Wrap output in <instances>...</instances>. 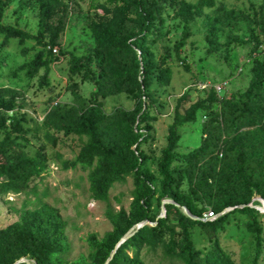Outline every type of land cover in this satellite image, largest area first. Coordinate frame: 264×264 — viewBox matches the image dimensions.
Returning <instances> with one entry per match:
<instances>
[{
	"label": "rangeland",
	"instance_id": "obj_1",
	"mask_svg": "<svg viewBox=\"0 0 264 264\" xmlns=\"http://www.w3.org/2000/svg\"><path fill=\"white\" fill-rule=\"evenodd\" d=\"M5 1L1 23L37 34L39 0ZM61 1L68 5V9L64 28L55 46L56 52H49V46H43L35 39L20 40L0 32V89L10 88L18 93L12 110L0 108L6 117V123L0 127V145L4 150L1 152L11 157L18 152L28 157L41 153L44 157V170L25 185L16 184V190L6 185L7 179L0 178V229L26 219L33 221L37 213L47 215L51 211L57 212L64 245L60 257L66 264H89L93 252L91 238L102 241L114 230L108 213L116 215L124 211L127 216L132 213L136 185L134 177L128 175L124 180L113 183L106 198H94L90 177L97 162L90 166L76 163L87 137L65 131L79 122L77 115L91 105V93L95 87L81 74L71 72L70 59L72 54L81 57L91 55L87 48L96 45L93 28L110 20L115 9L123 12L129 31L138 28L132 23L133 11L125 0ZM185 1L195 3L197 0ZM215 4V8L204 9L188 22L190 36L181 56L189 65L188 72L177 60L174 50L184 26L179 5L167 1L154 30L149 34L140 31L136 37L138 43L144 42L156 69L168 66L172 70L169 85L162 86L154 80L148 89L149 97L144 101L147 111L154 118L143 124L149 125L148 130L143 128L139 131V148L147 154L145 167L153 176L145 196L150 202L145 214L150 217L167 216L162 203L164 200L174 202L161 190L162 176L158 163L162 149L168 143L169 126L177 105L181 114L196 102L202 105L195 122L178 127L181 139L175 151L186 153L201 143L203 124L210 119V109L204 107L214 101L212 109H216L219 107L218 100L246 90L255 58H264V0H215ZM222 6L226 8L228 17H223L216 26L218 49L214 50L206 40L210 29L209 18ZM62 13L60 10L50 21L56 22ZM48 39L46 36L45 42ZM39 55L40 61L36 62ZM90 60L93 61L92 58ZM37 65L40 66L32 74ZM101 102L105 115L118 107L126 110L134 107L131 96L125 93L101 98ZM16 123L19 130L14 127ZM135 147L136 144L132 146L133 149ZM250 165L260 178H264L263 164L253 162ZM179 193L201 212L196 216L189 211L197 218L195 220L207 221L204 213L211 211L212 207L204 199L196 198L187 178H184ZM262 200L263 192H256L247 205L230 206L220 214H214L207 224L191 226L189 232L199 257L205 259L220 249L234 264H253L255 234L248 225L257 221L262 229V252L257 264H264ZM246 207L251 211L244 213L237 210ZM178 208L189 217L181 207ZM226 212L229 213L227 220L221 227L212 229L210 224ZM169 216L170 222L177 224L175 211ZM145 221L148 222L146 226L153 225V222ZM180 231L177 227L176 234ZM141 258L144 264H184L180 259L166 256L161 248L152 250L144 247Z\"/></svg>",
	"mask_w": 264,
	"mask_h": 264
},
{
	"label": "trees",
	"instance_id": "obj_2",
	"mask_svg": "<svg viewBox=\"0 0 264 264\" xmlns=\"http://www.w3.org/2000/svg\"><path fill=\"white\" fill-rule=\"evenodd\" d=\"M125 1L133 11L132 23L138 29L129 31L123 12L115 9L110 20L93 28L96 45L87 48L91 55L81 57L72 54L70 59L71 72L81 74L84 80L95 87L91 93V105L81 115H77L79 122L73 127H67L65 131L67 134L87 137L86 144L77 155L76 163L90 166L97 162L90 177L94 198H106L113 183L124 180L128 175L134 177L136 185L132 213L129 216L124 211L116 215L108 213L114 230L102 241L91 238L93 252L89 264H105L122 236L135 224L145 220L153 222V225H143L131 234L117 247L108 264H144L141 258L144 247L152 250L161 248L166 256L180 259L184 264H234L220 249L207 255L205 259L199 257L189 228L195 224H207L208 220L202 222L189 218L180 208L169 203L165 204V217H150L145 214L150 207V202L145 197L146 188L153 176L145 167L147 154L139 148V131L143 128L148 130L149 125L143 124L154 118L147 111L144 98L149 97L148 89L154 80L162 86L169 85L172 70L168 66L156 69L144 42L138 43L136 40L138 32L149 34L154 30L167 1L179 5L184 26L174 50L177 60L188 72L189 65L181 57L182 48L190 36L188 22L204 9L215 8V0H197L195 3L185 0ZM39 4V29L37 34H32L1 23L6 1L0 0V32L20 40L35 39L39 44L49 46L48 51L52 52L64 28L68 5L61 0H39ZM60 10L63 13L58 15L57 21H50ZM226 12V8L219 7L216 14L209 18L210 29L206 40L214 50L218 49L216 26L223 17H228ZM46 36L49 37L48 42H45ZM35 61H40V55ZM39 66L32 69V74L36 73ZM121 93L131 96L133 109L118 107L111 114L105 115L101 98ZM17 95L14 89H0V108L12 110ZM213 103L211 101L204 107L210 109V119L203 124L200 145L186 153L175 151L181 139L178 127L195 122L202 105L196 102L184 114L179 113L177 105L173 122L169 126L168 143L162 149L158 163L163 194L180 206H185L196 216L201 212L179 193L184 178L188 179L196 198L204 199L211 205L213 214H220L230 206L247 205L256 192H263L264 198V178H260L250 165L253 162L264 165V58H255L246 90L218 100L219 107L216 109H212ZM5 123L6 117L0 112V127ZM14 127L19 130L17 123ZM0 148V178L8 180V187L16 190L18 184L25 185L44 170V157L41 153L36 157H28L18 152L11 157L1 152L4 151L1 145ZM176 162L179 164L174 165ZM237 210L244 213L251 211L249 207ZM172 211L177 214V224L170 222L169 215ZM228 215L226 212L217 217L210 224L211 228L221 227ZM177 227L181 229L178 235ZM60 228L59 214L51 211L47 215L37 213L33 221L26 219L22 223L0 229V264H14L20 258L33 260L35 264H66L60 257L64 252ZM248 228L255 234L252 262L257 264L262 252V229L257 221L249 224Z\"/></svg>",
	"mask_w": 264,
	"mask_h": 264
},
{
	"label": "water",
	"instance_id": "obj_3",
	"mask_svg": "<svg viewBox=\"0 0 264 264\" xmlns=\"http://www.w3.org/2000/svg\"><path fill=\"white\" fill-rule=\"evenodd\" d=\"M167 203H172L178 207H181V209L192 219H197L195 216H193L189 210L184 207V206H180L178 205L177 203L175 202H171V201H167V200H164L163 203H162V208L164 209L165 207V204ZM262 204H263V207L262 209H260V211L264 212V200H262ZM251 206V205H249ZM243 207V206H241ZM230 210V209H228ZM160 217H163V216H160ZM146 223H148L147 221H142L140 223H138L137 225L133 226L132 228L129 229V231L124 235L122 236V238L119 240V242L115 245V248L112 250V252L110 253V256L108 257L107 261L105 262V264H108L110 262V260L112 259L114 253H115V250L117 249L118 246H120L131 234H133L135 231H137L138 229H140L143 225H145ZM21 262H26L27 264H35L34 262H31L30 260H27L25 258H20L19 260H16L14 264H19Z\"/></svg>",
	"mask_w": 264,
	"mask_h": 264
},
{
	"label": "built area",
	"instance_id": "obj_4",
	"mask_svg": "<svg viewBox=\"0 0 264 264\" xmlns=\"http://www.w3.org/2000/svg\"><path fill=\"white\" fill-rule=\"evenodd\" d=\"M56 51H57V49L55 47H53V52H56ZM213 217H214V214L211 211H209V212H207V213L204 214V219L205 220H210Z\"/></svg>",
	"mask_w": 264,
	"mask_h": 264
}]
</instances>
